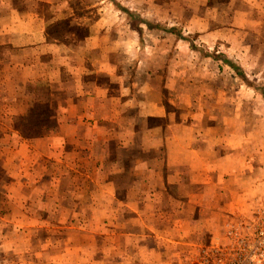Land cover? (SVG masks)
I'll list each match as a JSON object with an SVG mask.
<instances>
[{"label":"crops","instance_id":"0c3cea01","mask_svg":"<svg viewBox=\"0 0 264 264\" xmlns=\"http://www.w3.org/2000/svg\"><path fill=\"white\" fill-rule=\"evenodd\" d=\"M224 4L242 32L264 22V0ZM87 20L67 0H0V163L16 187L17 246L37 248L54 221L65 230L55 264H168L228 214L262 208L264 172L245 134L204 111L208 96L176 85L180 52L159 53L172 72L154 69L134 32Z\"/></svg>","mask_w":264,"mask_h":264},{"label":"rangeland","instance_id":"374dc122","mask_svg":"<svg viewBox=\"0 0 264 264\" xmlns=\"http://www.w3.org/2000/svg\"><path fill=\"white\" fill-rule=\"evenodd\" d=\"M67 1L75 13L88 19L87 22L101 17L103 25L112 24V32L122 31L123 35L134 32V39L138 38L143 46H149L154 69L157 65L165 64L168 66L165 68L172 72V58L159 53L180 52L175 61L176 66L178 63L181 65L177 77H181L182 81L176 82V85H196L187 91L188 94L203 93V96H208L209 106L204 111L208 110L213 117H220L223 113L229 118L231 133L240 130L245 134L243 142L251 146L246 156L261 165L264 172V22L244 32L241 28L233 27L238 20L235 22V10L227 9L224 4L226 0H212L214 8L211 4L209 7L201 5L198 0ZM77 3L80 6H76ZM145 21L154 28L148 30L143 24ZM159 25L174 28L182 40L189 41L200 52L193 53L185 42L174 40L178 34L158 32ZM62 29L59 27L60 33ZM212 30L216 34H211ZM80 33H84V30L81 29ZM222 59L228 61L229 65ZM145 74L136 68L134 70L139 83ZM170 77L173 75L170 74ZM163 83H167V80L164 79ZM170 85H173L172 79ZM182 105L187 107L185 99ZM9 174L1 168L0 163V264H55L65 230L54 221H51V232L46 227L39 229L35 236L37 248L32 247L31 250L29 244L17 246V216L13 215L17 213V204L10 200L11 195L12 198L15 195L16 187L9 185ZM6 214L11 216L6 217ZM228 216L240 217L233 213ZM218 231L196 236L188 246L184 245L186 248L178 251L176 258L167 263L186 264L201 247L220 236L223 230Z\"/></svg>","mask_w":264,"mask_h":264},{"label":"built area","instance_id":"2783aa9c","mask_svg":"<svg viewBox=\"0 0 264 264\" xmlns=\"http://www.w3.org/2000/svg\"><path fill=\"white\" fill-rule=\"evenodd\" d=\"M186 264H264V205L250 217L230 219Z\"/></svg>","mask_w":264,"mask_h":264}]
</instances>
